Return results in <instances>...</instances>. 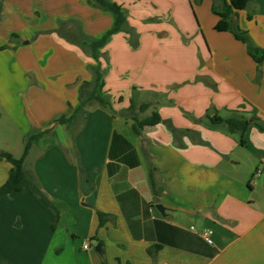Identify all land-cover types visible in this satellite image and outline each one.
I'll return each instance as SVG.
<instances>
[{"label": "crops", "instance_id": "obj_1", "mask_svg": "<svg viewBox=\"0 0 264 264\" xmlns=\"http://www.w3.org/2000/svg\"><path fill=\"white\" fill-rule=\"evenodd\" d=\"M89 1L0 0V151L20 157L29 133L80 104L96 62L56 29L75 20L101 37L114 16ZM113 1L126 10L139 46L117 32L101 49L104 92L117 112L133 98L163 121L137 133L131 121L96 106L39 137L24 170L46 199L29 189L0 197V257L10 264H103L102 255L109 264H264V128L252 121L241 145L225 127L206 126L208 112L264 126V62L259 76L246 44L215 30L212 0L194 8L192 0ZM233 23L264 48V0L237 11ZM10 169L0 157V186ZM100 212L108 216L103 225ZM202 228L214 231L213 244Z\"/></svg>", "mask_w": 264, "mask_h": 264}, {"label": "trees", "instance_id": "obj_2", "mask_svg": "<svg viewBox=\"0 0 264 264\" xmlns=\"http://www.w3.org/2000/svg\"><path fill=\"white\" fill-rule=\"evenodd\" d=\"M203 0H192V7L194 5L201 4ZM255 0H212V12L219 17L218 22L215 25V30L218 32H230L234 38L243 42L247 46L248 54L258 65V75L261 76V66L264 62V48L255 45L247 31L242 30L240 27L233 23V16L240 10H246L248 6ZM91 5L98 7L102 10L109 11L114 16L113 26L106 31L101 37L94 38L85 34L80 22L75 20L60 21L56 32L66 39L68 42L80 46L86 53L94 59L96 64L90 67L93 75L92 82H84L80 86V104L77 108H71L69 114H64L53 120L50 127L46 129H34L26 136L24 143V150L20 157H15L12 153L7 151H0V157L5 159L11 164L8 179L0 186V197L12 192H22L25 189H29L37 199H46L36 177L24 170V161L32 147L33 143L41 136L51 133L52 128L56 124H65L71 126L78 116L87 108L101 107L107 110L111 116H120L128 121L132 122V127L137 133L146 126H154L162 122L161 115L157 110H153L150 114H145L151 107L150 103L137 104L135 100L131 99L130 106L117 112L109 98L104 92L105 79L104 72L102 70L101 63V49L105 47L111 36L117 32H124L129 37V43L132 47L137 48L139 46V34L136 29L128 22V15L126 10L117 2L113 0H92L89 1ZM254 15L249 13L248 19H253ZM13 35L12 38H15ZM6 48L1 47L0 49ZM135 90V88L133 89ZM252 121L258 123L264 128L263 124L257 119H249L241 116L222 117L217 112H208L206 115V126L210 128L222 126L225 127L227 132L231 135H237L241 145L245 144V133ZM173 134L177 133V129L172 125L170 121H165ZM50 206L56 211L57 209L49 202ZM107 215L99 213L100 225H103L107 219ZM93 240H97V237H93ZM160 247L149 248L148 253L152 256H156V252ZM103 264H109L104 255H102ZM0 264H10L4 261L0 257ZM130 264V263H127Z\"/></svg>", "mask_w": 264, "mask_h": 264}, {"label": "built area", "instance_id": "obj_3", "mask_svg": "<svg viewBox=\"0 0 264 264\" xmlns=\"http://www.w3.org/2000/svg\"><path fill=\"white\" fill-rule=\"evenodd\" d=\"M261 171L258 170L256 172L255 176H260ZM192 230H196L194 226H191ZM202 237L203 239L208 243V244H213L214 240H213V235H214V231L210 228H202L201 230L197 231ZM83 248L84 249H90V243L86 242L83 244Z\"/></svg>", "mask_w": 264, "mask_h": 264}, {"label": "water", "instance_id": "obj_4", "mask_svg": "<svg viewBox=\"0 0 264 264\" xmlns=\"http://www.w3.org/2000/svg\"><path fill=\"white\" fill-rule=\"evenodd\" d=\"M162 213H163V206L162 205H157L156 206ZM95 250L98 252V253H101L102 251H103V249H102V244L101 243H97V245L95 246Z\"/></svg>", "mask_w": 264, "mask_h": 264}, {"label": "rangeland", "instance_id": "obj_5", "mask_svg": "<svg viewBox=\"0 0 264 264\" xmlns=\"http://www.w3.org/2000/svg\"><path fill=\"white\" fill-rule=\"evenodd\" d=\"M200 15H201V18H203V19H205V17L203 16V13H200ZM205 22V21H204ZM52 120L50 121V125L52 124ZM258 180V179H257ZM49 202V201H48ZM50 208H51V206H50ZM53 209V208H52ZM53 211H54V209H53ZM97 245V244H96Z\"/></svg>", "mask_w": 264, "mask_h": 264}]
</instances>
